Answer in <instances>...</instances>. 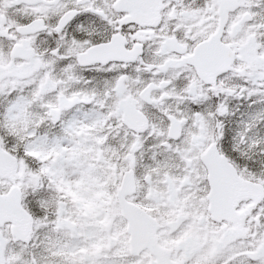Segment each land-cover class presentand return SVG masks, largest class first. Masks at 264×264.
<instances>
[{
	"label": "snow or ice",
	"instance_id": "obj_1",
	"mask_svg": "<svg viewBox=\"0 0 264 264\" xmlns=\"http://www.w3.org/2000/svg\"><path fill=\"white\" fill-rule=\"evenodd\" d=\"M0 264H264V0H0Z\"/></svg>",
	"mask_w": 264,
	"mask_h": 264
}]
</instances>
